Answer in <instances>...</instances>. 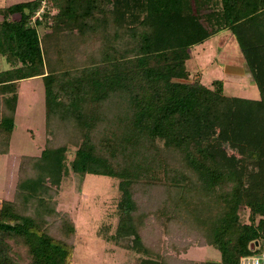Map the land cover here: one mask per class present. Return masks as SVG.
Segmentation results:
<instances>
[{
	"label": "trees",
	"instance_id": "1",
	"mask_svg": "<svg viewBox=\"0 0 264 264\" xmlns=\"http://www.w3.org/2000/svg\"><path fill=\"white\" fill-rule=\"evenodd\" d=\"M221 32L258 99L227 96L186 68L189 49ZM0 57V155L18 83L40 78L45 135L74 148L70 171L118 181L111 239L133 264H239L263 251L264 0L18 2L0 7ZM13 164L0 264H69L66 214L32 202L39 161ZM191 246L220 258H177Z\"/></svg>",
	"mask_w": 264,
	"mask_h": 264
},
{
	"label": "rangeland",
	"instance_id": "2",
	"mask_svg": "<svg viewBox=\"0 0 264 264\" xmlns=\"http://www.w3.org/2000/svg\"><path fill=\"white\" fill-rule=\"evenodd\" d=\"M23 1L28 0H0V7ZM37 32L41 34L42 29ZM186 68L204 86L210 87L213 80H220L227 96L259 98L234 39L226 32L192 46ZM5 69L7 65L0 57V70ZM73 152L71 146L46 138L41 79L20 81L8 153L0 155V201L7 197L14 183V159L34 157L39 161V169L32 202L53 200L56 209L66 214L64 243L69 264H133L136 255L116 246L111 239L117 222L118 181L105 176L73 174L69 169ZM240 216L244 219L246 213L241 212ZM260 248L264 251V244ZM177 258L218 261L220 254L211 246H191Z\"/></svg>",
	"mask_w": 264,
	"mask_h": 264
},
{
	"label": "built area",
	"instance_id": "3",
	"mask_svg": "<svg viewBox=\"0 0 264 264\" xmlns=\"http://www.w3.org/2000/svg\"><path fill=\"white\" fill-rule=\"evenodd\" d=\"M239 264H264V251L253 256L241 257Z\"/></svg>",
	"mask_w": 264,
	"mask_h": 264
},
{
	"label": "water",
	"instance_id": "4",
	"mask_svg": "<svg viewBox=\"0 0 264 264\" xmlns=\"http://www.w3.org/2000/svg\"><path fill=\"white\" fill-rule=\"evenodd\" d=\"M255 245H256V243H255ZM250 248L252 249V248H253V246H250Z\"/></svg>",
	"mask_w": 264,
	"mask_h": 264
}]
</instances>
